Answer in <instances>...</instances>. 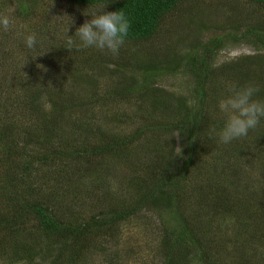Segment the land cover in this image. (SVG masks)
<instances>
[{
    "label": "trees",
    "instance_id": "obj_1",
    "mask_svg": "<svg viewBox=\"0 0 264 264\" xmlns=\"http://www.w3.org/2000/svg\"><path fill=\"white\" fill-rule=\"evenodd\" d=\"M103 2L131 20L117 57L69 52L74 16L53 15L97 0H17L19 19L45 21L25 32L43 42L35 55L7 58L0 46V264L109 260L123 224L144 212L160 222L161 264H264V120L252 139L207 135L227 86L254 82L264 99V0H236L223 34L206 40L197 5L185 12L195 0ZM175 13L195 26L184 47L161 41ZM231 39L256 54L218 64ZM177 75L187 92L164 85Z\"/></svg>",
    "mask_w": 264,
    "mask_h": 264
},
{
    "label": "rangeland",
    "instance_id": "obj_2",
    "mask_svg": "<svg viewBox=\"0 0 264 264\" xmlns=\"http://www.w3.org/2000/svg\"><path fill=\"white\" fill-rule=\"evenodd\" d=\"M236 0H195V4H187L185 12L187 18L190 17V10L196 6L197 12L201 11L202 16H199V20H207L208 27L210 28L209 32H206V35L203 37L204 40L208 39L210 36H213L216 33H222L220 28L226 25L227 17L232 16V8L234 7ZM17 0H0V16L7 15L11 18L12 24L10 28L5 30H0V46H5V54L8 58L9 51L12 52V57L17 58L18 60H24L27 57V54H30L31 51L25 50L24 46V37L25 32L33 31L36 27L34 24L39 25L44 23L45 19L40 15L36 20L32 19L30 21H23L17 17ZM238 9H252L251 6L243 3L240 4ZM84 9L81 10L80 14L75 11L74 8L68 7L67 4L62 3L59 10H56L54 13L55 16H60L61 18L68 17L66 15H72L75 18L82 15ZM183 11V13L185 14ZM73 17L75 24L74 28L77 27V21ZM84 18L86 16L83 15ZM179 15L170 16L168 18L169 26L175 23V26L169 28V32L166 33L161 41L169 40L172 38L175 43L176 40L182 39L183 47L189 43L191 40L187 37L192 29H195L194 25H190L187 22L184 23L179 20ZM69 25L71 23L70 19L65 20ZM38 22V24H37ZM173 31V32H172ZM187 37V38H186ZM13 44L12 48L8 45V40ZM22 47H24L22 49ZM20 48L22 50H20ZM11 54V53H10ZM256 54L254 48L248 43H240L235 39H231L226 47L219 53L217 62L222 64L229 61H234L242 56ZM32 55L34 51H32ZM6 62L8 60H5ZM9 69V66L5 70ZM190 79L184 75L170 76L166 78L163 82L164 85L174 91H185L189 86ZM191 83V82H190ZM188 89L186 90V92ZM114 127V126H113ZM246 139H252V137H246ZM258 161V159H257ZM254 179L255 176L251 175ZM159 220L155 213L153 212H144L139 216L132 218L130 221L125 222L122 226V236L119 243V250L116 254V248L114 247L111 252V258L107 260L105 256L101 260H97L96 264H161L160 257V231H159Z\"/></svg>",
    "mask_w": 264,
    "mask_h": 264
},
{
    "label": "clouds",
    "instance_id": "obj_3",
    "mask_svg": "<svg viewBox=\"0 0 264 264\" xmlns=\"http://www.w3.org/2000/svg\"><path fill=\"white\" fill-rule=\"evenodd\" d=\"M107 7L108 3H104L103 0H97V3L89 5L83 10L82 15L90 19H86L83 24L76 27L73 35H68L70 26L75 24L71 17V23L66 29L68 38L65 49L69 52L73 48L95 49L117 57L129 36L131 20L122 9L104 11ZM11 24L12 20L9 16H0V30L7 31ZM23 43L29 51L43 48V42L35 32L25 35ZM49 51L51 50H45L36 57L43 56ZM227 87L228 94L217 103L221 122L219 126L210 127L207 133L210 138H216L224 145L247 137L250 131L255 130L264 120V99L257 98L260 92L258 84L247 82L231 84Z\"/></svg>",
    "mask_w": 264,
    "mask_h": 264
}]
</instances>
